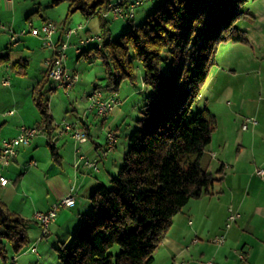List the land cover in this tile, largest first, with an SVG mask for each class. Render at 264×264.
<instances>
[{"label":"trees","instance_id":"1","mask_svg":"<svg viewBox=\"0 0 264 264\" xmlns=\"http://www.w3.org/2000/svg\"><path fill=\"white\" fill-rule=\"evenodd\" d=\"M250 1L162 0L143 23L130 21L127 30L107 39L101 14L110 0H69L70 13L98 18L102 44L87 52L102 62L105 94H117L127 83L141 88L142 96L121 165L108 186L99 185L90 194L91 211L56 249L58 264H151L173 217L190 200L209 194L216 179L202 157L216 119L208 109L194 112L192 107L215 65L218 45L247 43L236 22L250 17L244 10ZM6 62L0 57V64ZM25 67L19 62L10 69L23 75ZM49 81L45 72L31 100L40 115L37 130L46 132L57 161L53 119L43 95ZM27 224L0 197L3 260L7 248L19 253L27 245ZM114 247L117 253L111 252Z\"/></svg>","mask_w":264,"mask_h":264},{"label":"crops","instance_id":"2","mask_svg":"<svg viewBox=\"0 0 264 264\" xmlns=\"http://www.w3.org/2000/svg\"><path fill=\"white\" fill-rule=\"evenodd\" d=\"M27 7L16 4L14 0H0V57L7 58L6 63L0 64V90L9 98L6 102H2V97L0 100V141L15 137L22 126L37 128L40 125V115L31 100V94L33 88L45 76L48 49L42 46L43 42L40 38L27 34L19 36L15 43H11L9 32L10 30L18 32L16 27H19L20 32L26 29V24L18 20V10L26 9L25 16L29 19L32 10ZM49 21L48 18H41L40 24ZM79 22L84 25L79 24L82 29L74 35L75 38L100 36L97 17ZM254 22L255 25L245 32L247 43L224 45L226 46L223 47L226 51L224 61L220 62L217 59L215 62L217 69L227 67L224 72L234 74L232 78L238 71L245 76L243 87H237L238 91L232 88L230 92L233 97H239L238 109L242 108L244 111L250 109L251 112L255 110L254 114L245 117L255 118L257 122L249 127L255 129L249 140L250 152L242 155L243 149L238 145L237 156L230 163L225 156L220 157L221 160L217 159L221 154L219 152L224 153L225 142H221V146H217L219 147L217 149L212 148L209 153L211 160L205 166L211 173L209 166L213 163V159L217 160L215 161L217 176L214 177L211 173L216 181L209 194L190 200L173 217L164 238L154 251L151 264H198L207 261H211L212 264H239V253L245 256L248 264H264V184L253 183L245 178V170L253 171L257 167H264V138L259 136V133L264 134V131H261L264 130V28L257 23L256 18ZM63 31V28L57 29L52 40L54 42L62 40ZM82 57L87 62L94 59L92 53L87 51H83ZM19 62L26 66L23 70L24 74L20 75L22 78H28V71L32 65L41 68V71L36 73L35 80H32L26 92L24 91L23 98L20 97L19 84L11 83L14 72L10 66ZM65 67H68L66 62ZM94 68H98L96 61L91 63V71L85 72L83 77L80 76L78 83L68 90L69 95L73 92L76 94L77 91L89 94L97 90L108 96L102 88L94 86L95 82L100 80L92 71ZM76 70L77 68L69 71L77 73ZM51 83L49 81L45 87L48 94H45L44 89L43 95L45 99L49 95L46 100L53 119L52 144L56 149L57 161L50 155L46 132L40 130L28 146L18 149L17 157L11 165L3 167L0 163V175L8 180L4 187H0V197L12 212L28 221L27 235L35 240L36 244L50 235L55 237L58 244L65 241L66 237L72 235L81 218L91 211L90 194L99 185L108 186L110 179L115 176V171L116 173L118 171L115 165L108 167L103 163L106 153L110 152L106 150V134L111 131L110 127L116 126L124 119L126 113L122 106L127 99L133 93L142 96L141 88L122 83L124 87L126 86V97L119 98V94H116L121 103L107 116L108 126L101 130L105 145V149H102L103 147L93 142L98 137L91 129L97 122L96 116L92 117V113L83 109L81 105L75 106L74 101L68 103L69 107L62 101H54L53 104L50 101L51 92H55L58 88ZM77 97L75 95V100ZM59 110L62 112V120L56 114ZM63 124H70L72 128L64 132ZM127 126L129 129L126 135L133 124ZM80 130L86 133L87 141L84 143H78L73 137V133ZM215 130H218L217 122ZM125 140L124 148L128 146L126 136ZM211 144L212 141L205 150ZM99 150H103L102 158L98 157ZM31 162L34 164L31 165ZM99 162L102 164L101 167ZM42 190L45 195H41L44 194ZM69 194L75 195L76 202L71 207L59 209L57 217L44 233L39 224L32 220L33 214L37 211H48ZM26 195L31 197L29 201L24 200L27 198ZM20 196L25 198L21 200ZM229 209L238 211L239 217L226 233L224 243L220 246L215 245L211 240L215 236L222 235ZM194 239L198 240L195 244L192 243ZM32 247L36 249V246ZM30 248L28 247L27 250L29 251ZM32 254L39 257L37 249ZM13 258L15 260L11 264L17 261L16 256L11 260Z\"/></svg>","mask_w":264,"mask_h":264},{"label":"rangeland","instance_id":"3","mask_svg":"<svg viewBox=\"0 0 264 264\" xmlns=\"http://www.w3.org/2000/svg\"><path fill=\"white\" fill-rule=\"evenodd\" d=\"M16 4H20L21 6L27 7L30 11L29 19L26 18L25 13L26 9L18 10V20L22 24H33L34 27H40L41 24V18H48L50 20L49 22L52 23L57 29L63 28L64 30L67 29H73L77 27L79 24L84 25L83 23H80L79 21H85L86 18L82 15L80 11H75L73 13H70V7H69V0H14ZM129 1H135V0H129ZM162 0H145V2L139 6L135 10V19L134 24L140 25L143 23L145 17L153 12L161 3ZM22 9V8H21ZM244 10L249 13L250 17L239 20L236 22V27L244 32H247L248 28L255 25L256 22L255 18L257 19V23L260 24L262 28H264V0H253L247 3L244 6ZM41 17V18H40ZM39 21V25H38ZM107 21V39H114L117 36H119L121 33H123L130 25V22L125 20H106ZM9 22V21H8ZM16 30L18 32H14L15 34L20 33L19 27H16ZM11 31V30H10ZM99 30V35L100 34ZM76 36H73L69 40L68 48L66 50V64L68 65V70L77 68V75L80 79V76L83 77L85 72L91 71V63L96 61L98 68H94L92 70L98 79H100L98 82H95L94 86L96 87H104L105 85V74H104V68L102 67V62L100 60L92 59V61H85L84 57H82L83 54L82 51H88L90 47H95L96 45H85L79 47V52L76 50L75 47L78 44ZM85 37V36H84ZM224 45H232L231 43H225V44H219L215 53L214 61L218 59V61H224V58L226 57V51L223 47H226ZM237 45V44H236ZM43 46V44H42ZM229 47V46H228ZM238 47V46H234ZM78 48V47H77ZM48 53L47 58H50L51 52L49 50H46ZM41 61H38L40 63ZM216 65V63H215ZM213 65L210 67L208 71V75L206 78V81L204 85L201 88L200 96L196 103L193 105L192 110L198 111L203 108L208 109L216 119V122L218 123V130H215L212 134V144L210 147H208L204 151V155L202 157V165L205 166L208 161L211 160L209 157V153L211 152L212 148H219L217 146L220 145L221 142L224 143V153L221 151L219 152L220 156H218V160H221V158H224L228 160V162L232 163V160L236 158L237 153L236 149L238 145H241V148L243 151L241 152L242 155L249 154L250 152V146H249V140L252 132L255 131V129H248V130H242L241 125L243 123V120L246 116H250L248 114H254V111H244V109H238L237 105L239 102V97H233L230 90L233 88L236 91H238L236 88H242L245 81V76L241 71H238L237 74L232 78L234 74L224 72V70L227 69V67H220L222 69H217L216 66ZM137 71L139 74H141L142 69L137 64ZM226 68V69H225ZM39 70V71H38ZM41 71V68L36 66H31L30 70L28 71V78H22L20 75L13 73L12 76V84H16V82L19 84L18 89L21 92L20 97L23 98L24 91L26 92L27 88L30 85V82L32 80H35L36 73L38 74ZM24 77V76H23ZM1 80V79H0ZM79 81V80H78ZM77 81V83H78ZM140 82V80H138ZM1 83V81H0ZM52 84V83H51ZM54 87L55 84H53ZM76 85V84H75ZM1 87V85H0ZM126 87V86H125ZM125 87L122 84L120 87V90L118 92L119 98L126 97ZM73 88V87H72ZM1 89V88H0ZM3 89V88H2ZM59 89V90H58ZM55 92H51V100L54 104V101L60 102L62 101L64 105L69 107V102H73V104H76L75 106L81 105L83 109L87 110V97L88 95L100 92V91H92L89 94L87 92L81 93L80 91H77L76 94L74 92L72 94H68L69 91H65L63 89L58 88ZM71 89V88H70ZM69 89V90H70ZM91 90V89H88ZM87 90V91H88ZM4 93V91L0 90V100L2 102H6L9 100L7 96ZM81 93V94H80ZM45 94H48V90L45 89ZM68 94V95H67ZM75 95L78 96L75 100ZM80 96V97H79ZM2 97V99H1ZM49 95L46 96V99L48 100ZM141 97L138 94H134L127 99V102L123 104V110L126 113L124 116V119L121 122H118L116 126L110 127L111 131L115 134L116 141H115V147L110 152H107L105 155V158L103 159V163L111 167L112 165H115L117 167L116 170L121 165L122 162V156L123 152H125L127 146L124 148L125 143V136L126 132L129 129L127 124L129 126H132V124L135 123V119L140 116V110H141V103H140ZM246 112V113H245ZM61 110H59L58 113H56L58 116H60V120H62ZM92 113V112H90ZM65 114V113H64ZM92 113V117H93ZM96 116V115H94ZM96 124H93L91 129H93L92 132H96V135H98L97 138L94 139L93 142H96L98 145L103 147L102 149H105L104 145V137L103 134H101V130L106 128L105 126H108L109 118L108 117H98L95 118ZM105 124V125H104ZM264 131V130H261ZM260 138H264V134L259 133ZM221 146V145H220ZM217 152V151H216ZM226 154V155H225ZM103 150L98 151V157L102 158L103 156ZM122 155V156H121ZM243 158V157H242ZM216 159H213V163L209 166V171L213 174L214 177L217 175L216 172ZM101 163L99 162V166L101 167ZM254 171V170H253ZM252 169L245 170V178L247 180H250L253 183L257 184H264V182H261L259 178L255 177L253 175ZM116 174V171L114 175ZM45 195L46 193L44 190H42ZM27 196V195H26ZM25 196L19 197V199L23 200ZM31 197L27 196L24 200L29 201ZM235 211L234 209H232ZM236 213H239L238 211H235ZM240 214V213H239ZM234 224L232 225V227ZM230 229H225L222 231V235L225 237L226 233ZM28 237V235H27ZM68 237H66L67 239ZM65 239V240H66ZM35 240H32L30 236L28 237V243L27 245L21 250L19 253H14L10 248H7L6 253V260H3L0 257V264H11L10 260L12 257H17V261L15 264H58L57 256H56V249L59 246L57 241H55L54 236H48L44 238L40 243L36 244L34 243ZM58 244V245H57ZM36 246L37 254L36 256L32 253H29L27 250L28 247ZM118 248L114 247L112 248V253H117ZM39 259H38V258Z\"/></svg>","mask_w":264,"mask_h":264},{"label":"built area","instance_id":"4","mask_svg":"<svg viewBox=\"0 0 264 264\" xmlns=\"http://www.w3.org/2000/svg\"><path fill=\"white\" fill-rule=\"evenodd\" d=\"M111 1H119L123 2V9L119 10H110L109 3L107 5L106 10L101 14L102 17L106 20H125V21H133L135 19V10L141 6L145 0H110ZM82 29V26L78 25L73 29H67L63 31V39L58 42H54L52 40V36L57 32V28L50 22L43 23L40 27H34L33 24H26V29L21 31L19 34H15L13 31L10 32V41L11 43H15L17 38L21 35H30L33 37H38L42 40L44 47H46L50 52L51 56L45 62V69L48 76V79L55 84L56 88L63 89L68 91L72 88L77 81L79 80L78 75L75 72H70L65 67L66 60V50L68 48L69 40L72 36L76 35L79 30ZM84 45H101V37L100 36H86L85 38H81L78 41L77 46L75 47V51L77 47ZM121 103L120 99L116 94H111L108 96H104L102 92L96 94L89 101H87V111L92 112L94 115L98 117H107L109 116L113 110L119 106ZM11 114V113H10ZM257 122L255 118L249 117L245 118L244 122L241 126L242 130H248L251 125H255ZM72 128L70 124H63L62 130L67 132ZM38 130L36 127H27L22 126L18 134L10 139H3L0 141V163L3 167H7L11 165L17 157L18 149L20 147L28 146L31 141L37 136ZM74 139L78 143H84L87 141L86 134L83 130L75 131L73 133ZM116 141L115 134L112 131L107 132L106 134V150L111 151L114 147ZM214 156V155H212ZM34 163L31 162V165ZM253 175L261 180H264V167H257L253 171ZM8 183V180L0 175V187H4ZM76 202V197L73 194H69L63 198H61L58 203L54 204L48 211L45 212H35L32 216V220L39 224L45 233L49 228L50 224L57 217V213L61 208H68L74 205ZM239 214L229 209L226 222L225 229H230L232 225L238 219ZM198 240L194 239L192 241L195 244ZM225 241V237L223 235L215 236L211 242L215 245H222ZM31 253H35L36 249L31 247L29 249ZM14 258L11 260V263L14 262ZM239 264H248L245 256L242 253L238 254ZM176 264H184V263H176ZM198 264H212L211 261L200 262Z\"/></svg>","mask_w":264,"mask_h":264},{"label":"bare ground","instance_id":"5","mask_svg":"<svg viewBox=\"0 0 264 264\" xmlns=\"http://www.w3.org/2000/svg\"><path fill=\"white\" fill-rule=\"evenodd\" d=\"M109 9L110 10H119V9H123V2H119V1H111L109 2ZM134 20V19H133ZM30 24V23H29ZM101 44H102V40H101ZM85 46V45H84ZM97 47H100L101 45H96ZM81 47V46H80ZM80 48H77V51L79 52ZM100 92H95L92 93L90 95H88L87 97V101L90 100V98H92L93 96H95L96 94H99Z\"/></svg>","mask_w":264,"mask_h":264}]
</instances>
